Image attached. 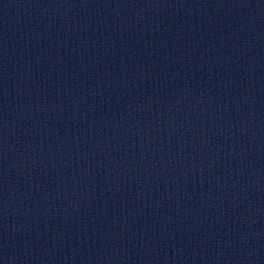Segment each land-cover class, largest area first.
I'll return each instance as SVG.
<instances>
[{
  "label": "water",
  "instance_id": "1",
  "mask_svg": "<svg viewBox=\"0 0 264 264\" xmlns=\"http://www.w3.org/2000/svg\"><path fill=\"white\" fill-rule=\"evenodd\" d=\"M0 151L86 264H264V0H0Z\"/></svg>",
  "mask_w": 264,
  "mask_h": 264
}]
</instances>
